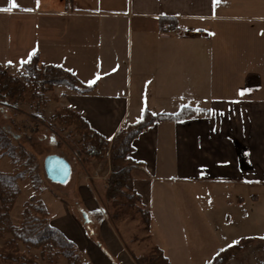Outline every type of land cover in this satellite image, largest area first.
<instances>
[{"label": "crops", "instance_id": "1", "mask_svg": "<svg viewBox=\"0 0 264 264\" xmlns=\"http://www.w3.org/2000/svg\"><path fill=\"white\" fill-rule=\"evenodd\" d=\"M16 4L11 12L0 11V65L18 72L38 54L41 64L93 87L79 93L56 86L50 93L59 107L81 115L106 139L112 141L145 111H191L185 119L148 128L129 155L139 164L132 176L151 213V242L171 264L173 247H188L189 235L223 233L216 215L222 200L208 192L232 193L226 202L242 211L252 186L264 191V0ZM5 7H11L9 0H0ZM243 89L250 91L241 95ZM206 201L219 203L213 216ZM48 213L60 230L59 218ZM107 223L102 220L94 232L81 264H136L138 248L127 246L122 231Z\"/></svg>", "mask_w": 264, "mask_h": 264}, {"label": "rangeland", "instance_id": "2", "mask_svg": "<svg viewBox=\"0 0 264 264\" xmlns=\"http://www.w3.org/2000/svg\"><path fill=\"white\" fill-rule=\"evenodd\" d=\"M6 72L25 81L24 68L18 72H9L6 68ZM59 106V100L55 99L54 94L50 91L43 93L32 85L23 101L19 103L0 101V127L13 138L16 145L22 146L34 157L42 180L38 192L33 189L28 177L19 181L21 192L11 211L14 225H21L26 204L40 201L45 204L48 211L59 218L55 226L67 239L73 241L80 257H85L88 253L87 247L95 241L94 232L99 231L102 220L118 228L117 230L120 229L124 240L130 243L127 246L131 245V249L138 248L136 252L142 256L151 254L155 246L151 242L149 233L145 231L142 221L139 218L113 219V213L118 207L104 200L105 181L111 169L110 150L101 160L79 155L82 149L79 143L81 136L75 126L66 127L54 120L56 114H63L65 110ZM52 154L65 157L71 164V178L65 185L52 183L45 176L44 160ZM18 168L23 170L24 167ZM13 170L14 165L8 157L0 159V172L11 173ZM252 187L253 193H246L249 194V200L242 207V211H236L226 202L235 196L232 193L208 192L206 196L210 199L215 200L217 195V199L222 200L221 210L220 212L216 210V215L217 220L220 217L222 222L220 231L223 233L189 235L188 247L186 242L173 247L176 261L172 263L207 264L210 262L208 260L220 250L230 249L234 252L237 246H244L235 253L228 264H264V191L262 186ZM242 190L243 188H237L238 192ZM253 196L258 197L259 201L251 200ZM60 201L63 203L61 204ZM204 204L209 215L213 216L215 212L213 209L216 207L214 205L219 203L206 201ZM96 211L101 212V215H98V212L94 213ZM83 212L88 214L89 224L84 222ZM241 212L247 213V219L241 216ZM210 216L205 217V222ZM226 217H228L227 222L229 220L228 225L225 223ZM10 241V235L0 237V264H68L64 258L51 262L41 257V251L28 249L21 243L13 246L9 244ZM8 256L13 259H6Z\"/></svg>", "mask_w": 264, "mask_h": 264}, {"label": "trees", "instance_id": "3", "mask_svg": "<svg viewBox=\"0 0 264 264\" xmlns=\"http://www.w3.org/2000/svg\"><path fill=\"white\" fill-rule=\"evenodd\" d=\"M26 71L25 81L8 75L6 68L0 65V101L4 103H19L24 100L30 85L43 93L51 91L56 86L69 87L79 93H88L93 87L81 83L71 72L62 68L40 63L38 54L23 65ZM10 104V103H9ZM63 114H56L54 120L62 125L75 126L81 136L79 155L101 160L110 150L111 172L105 181L104 200L114 203L118 208L112 218H139L150 237L151 213L143 204L141 196L134 187L132 171L138 163L129 155L133 151L134 141L148 128L157 122L178 121L189 116L188 109H184L176 116L154 115L145 111L142 118L135 124L120 130L110 141L100 135L86 122L81 115L69 108H64ZM42 124V123H41ZM36 133V130H35ZM8 157L14 170L11 173L0 172V237L10 235V245L23 244L28 249L41 251V257L51 262L61 258L68 264H81L80 254L76 245L64 234L51 226L49 213L44 203L26 204L22 213V223L15 226L11 211L20 195L19 181L29 178L33 189H41L42 180L34 157L22 146L14 143L13 138L0 127V159ZM21 166L23 170L18 167ZM101 215V212H98ZM253 242V240L251 241ZM244 246H237L236 250H220L207 264H228L235 253ZM6 259H13L6 257ZM136 264H171L164 252L153 247L151 254L135 257Z\"/></svg>", "mask_w": 264, "mask_h": 264}, {"label": "water", "instance_id": "4", "mask_svg": "<svg viewBox=\"0 0 264 264\" xmlns=\"http://www.w3.org/2000/svg\"><path fill=\"white\" fill-rule=\"evenodd\" d=\"M43 168L46 178L52 183L65 185L71 178L72 167L65 157L56 154L49 155L44 160ZM82 215L84 222L89 224L88 214L83 212Z\"/></svg>", "mask_w": 264, "mask_h": 264}, {"label": "snow or ice", "instance_id": "5", "mask_svg": "<svg viewBox=\"0 0 264 264\" xmlns=\"http://www.w3.org/2000/svg\"><path fill=\"white\" fill-rule=\"evenodd\" d=\"M11 7H5V8H0V11H4V12H11L13 10V8L19 7L16 4V0H9ZM39 2V0H37V3ZM212 2L214 4H218L220 2V0H212ZM250 91V89H243L241 90L240 94L243 95L245 92Z\"/></svg>", "mask_w": 264, "mask_h": 264}]
</instances>
